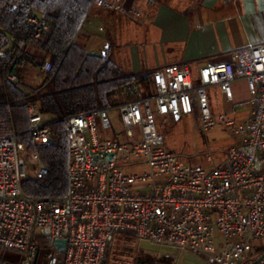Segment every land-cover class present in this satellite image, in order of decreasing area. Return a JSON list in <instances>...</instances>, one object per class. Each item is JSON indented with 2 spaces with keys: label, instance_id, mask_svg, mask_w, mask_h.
Returning <instances> with one entry per match:
<instances>
[{
  "label": "built area",
  "instance_id": "obj_1",
  "mask_svg": "<svg viewBox=\"0 0 264 264\" xmlns=\"http://www.w3.org/2000/svg\"><path fill=\"white\" fill-rule=\"evenodd\" d=\"M92 7L135 20L145 15L141 0H92ZM47 19L45 13L29 17L36 37L48 29ZM8 47L11 40L0 46V61ZM52 67L45 60L41 71ZM8 78L17 82L15 74ZM240 80L250 95L248 115L213 111L207 88L218 86L235 102L233 84ZM152 89L133 83L127 101L65 118L70 183L62 197L31 196L22 187L25 177L48 172L40 151L52 144L50 117L29 105L32 151L24 133H0V264H105L122 234L191 251L210 264L250 258L264 241V43L236 48L228 60L207 62L196 74L187 63L157 68ZM155 114L170 123L196 114L203 131L225 128L238 139L219 164L186 162L166 146ZM5 250L18 257H6Z\"/></svg>",
  "mask_w": 264,
  "mask_h": 264
},
{
  "label": "trees",
  "instance_id": "obj_2",
  "mask_svg": "<svg viewBox=\"0 0 264 264\" xmlns=\"http://www.w3.org/2000/svg\"><path fill=\"white\" fill-rule=\"evenodd\" d=\"M91 3L92 0H0V46L5 48L12 41L8 56L0 61V133H24L28 150L32 151L29 105L36 104L50 117L52 144L40 151L48 172L40 178L29 175L23 179L27 195L67 194L70 183L67 116L125 102L129 99L126 88L133 83L142 85L146 93L153 92L155 69L126 71L107 51L106 55L88 52L77 42ZM40 13L47 15L48 29L36 37L35 25L29 17ZM45 60H50L53 67L41 74L39 69ZM9 74H15L17 82L10 80ZM38 76L42 81L35 87L32 80ZM125 247L130 258L125 264H173L171 256H155L132 246ZM109 254L110 251L105 264H109ZM263 255L264 242L256 243L244 264H252ZM262 261L264 257L255 264Z\"/></svg>",
  "mask_w": 264,
  "mask_h": 264
},
{
  "label": "crops",
  "instance_id": "obj_3",
  "mask_svg": "<svg viewBox=\"0 0 264 264\" xmlns=\"http://www.w3.org/2000/svg\"><path fill=\"white\" fill-rule=\"evenodd\" d=\"M141 5L145 15L138 20L92 7L79 34L98 41L105 39L99 33L104 28L114 34L115 50L123 51L111 57L129 72L187 63L196 74L207 62L228 60L236 48L264 43V0H141ZM129 18L138 25L129 26ZM222 99L229 110L239 102Z\"/></svg>",
  "mask_w": 264,
  "mask_h": 264
},
{
  "label": "rangeland",
  "instance_id": "obj_4",
  "mask_svg": "<svg viewBox=\"0 0 264 264\" xmlns=\"http://www.w3.org/2000/svg\"><path fill=\"white\" fill-rule=\"evenodd\" d=\"M90 11V10H89ZM121 15H128L120 12ZM127 20V19H126ZM129 26L134 28L138 23L132 19H128ZM99 31V30H98ZM106 28L99 32L105 39L97 37L88 38L84 33L77 36V42L84 45L88 52L101 53L107 51L111 57L121 54L122 49L116 51L117 39L115 35L107 34ZM106 53V52H105ZM124 53V52H123ZM111 57V58H112ZM41 70V69H39ZM124 70H126L124 68ZM41 74H44L40 71ZM42 81V77L38 76L32 80L33 86H37ZM236 98L239 99L238 104L233 107L234 116L238 119H244L248 115L251 107L250 95L244 80L237 81L233 84ZM210 96V104L213 111L229 110L218 86H210L207 88ZM153 106L154 103H153ZM112 123L114 129H121L122 123L116 110L111 112ZM156 123L159 132L164 136L167 147L177 152L183 161L190 163H200L205 166H212L223 161L227 149L237 142V137L225 128L215 127L205 132L197 119L196 114L185 115L183 119L176 123H170L162 116L155 114ZM210 156V157H209ZM32 174V171H29ZM112 242L109 254V264H125L130 261L125 246H132L140 249L145 253L155 256H169L173 259V264H210L202 255L191 251H179L169 244L158 243L149 238H136L132 236L117 235ZM264 241H257V243ZM4 255L8 258L18 257L16 253L5 250ZM256 256V253L254 254Z\"/></svg>",
  "mask_w": 264,
  "mask_h": 264
},
{
  "label": "water",
  "instance_id": "obj_5",
  "mask_svg": "<svg viewBox=\"0 0 264 264\" xmlns=\"http://www.w3.org/2000/svg\"><path fill=\"white\" fill-rule=\"evenodd\" d=\"M103 55H106V53L103 52ZM112 156H113V155H112ZM112 156H111L110 158H112ZM62 242L65 243V242H66V239H60L58 243H62ZM263 257H264V255L261 256L256 262H258L259 260H261ZM256 262H254V263H252V264H255Z\"/></svg>",
  "mask_w": 264,
  "mask_h": 264
}]
</instances>
